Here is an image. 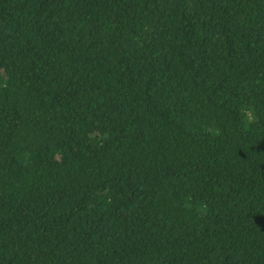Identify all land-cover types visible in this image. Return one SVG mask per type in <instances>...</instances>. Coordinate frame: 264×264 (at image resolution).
Instances as JSON below:
<instances>
[{"label": "trees", "instance_id": "trees-1", "mask_svg": "<svg viewBox=\"0 0 264 264\" xmlns=\"http://www.w3.org/2000/svg\"><path fill=\"white\" fill-rule=\"evenodd\" d=\"M0 264H264V0H0Z\"/></svg>", "mask_w": 264, "mask_h": 264}, {"label": "clouds", "instance_id": "clouds-1", "mask_svg": "<svg viewBox=\"0 0 264 264\" xmlns=\"http://www.w3.org/2000/svg\"><path fill=\"white\" fill-rule=\"evenodd\" d=\"M245 115H246V119H248V120L253 119L252 115L250 114V110H249V112L246 113Z\"/></svg>", "mask_w": 264, "mask_h": 264}]
</instances>
